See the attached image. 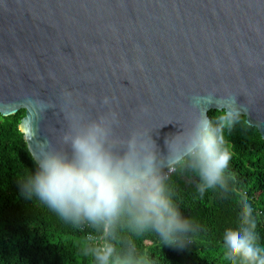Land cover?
<instances>
[{"label": "water", "instance_id": "1", "mask_svg": "<svg viewBox=\"0 0 264 264\" xmlns=\"http://www.w3.org/2000/svg\"><path fill=\"white\" fill-rule=\"evenodd\" d=\"M20 110L36 163L90 122L115 154L210 111L264 139V0H0V116Z\"/></svg>", "mask_w": 264, "mask_h": 264}, {"label": "clouds", "instance_id": "2", "mask_svg": "<svg viewBox=\"0 0 264 264\" xmlns=\"http://www.w3.org/2000/svg\"><path fill=\"white\" fill-rule=\"evenodd\" d=\"M237 115L226 111L215 122L205 116L194 122L186 136L165 137L162 147L151 132L146 138L134 134L119 154L108 146V127L103 121L77 124L64 138L70 154L41 151L36 171L21 183L22 194L38 198L68 222L99 232V237H87L84 248L94 264H148L130 240L120 239L118 229L124 226L135 235L150 231L162 244L186 246L195 226L174 205L161 169L192 168L200 178L202 193L224 188L229 154L222 148V130ZM252 216V206L241 201L239 227L226 230L222 238L229 260L264 264Z\"/></svg>", "mask_w": 264, "mask_h": 264}, {"label": "trees", "instance_id": "3", "mask_svg": "<svg viewBox=\"0 0 264 264\" xmlns=\"http://www.w3.org/2000/svg\"><path fill=\"white\" fill-rule=\"evenodd\" d=\"M221 113L210 111V120ZM24 116V110L0 116V264H94L84 248L87 237H99V232L68 222L38 198L22 194V181L37 168L19 130ZM222 135L229 154L224 188L202 193L190 167H175L164 179L174 205L195 226L186 246L162 244L150 231L135 235L124 226L118 229L120 239L130 240L148 264H240L226 257L222 238L226 230L239 227L241 201L253 208L256 245L264 254V139L240 115ZM116 246L121 247L120 240Z\"/></svg>", "mask_w": 264, "mask_h": 264}, {"label": "built area", "instance_id": "4", "mask_svg": "<svg viewBox=\"0 0 264 264\" xmlns=\"http://www.w3.org/2000/svg\"><path fill=\"white\" fill-rule=\"evenodd\" d=\"M175 171V167H168L161 170L164 179H166L169 175H171Z\"/></svg>", "mask_w": 264, "mask_h": 264}]
</instances>
